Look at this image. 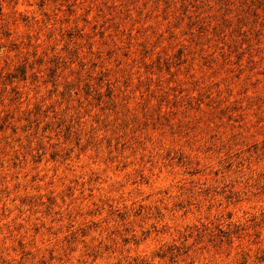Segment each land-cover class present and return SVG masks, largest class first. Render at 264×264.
Listing matches in <instances>:
<instances>
[{"label":"rangeland","instance_id":"374dc122","mask_svg":"<svg viewBox=\"0 0 264 264\" xmlns=\"http://www.w3.org/2000/svg\"><path fill=\"white\" fill-rule=\"evenodd\" d=\"M0 264H264V0H0Z\"/></svg>","mask_w":264,"mask_h":264}]
</instances>
